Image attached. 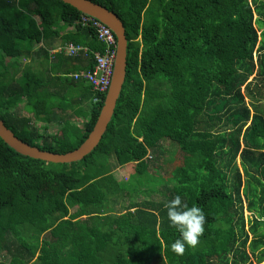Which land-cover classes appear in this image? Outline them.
<instances>
[{"label": "trees", "instance_id": "1", "mask_svg": "<svg viewBox=\"0 0 264 264\" xmlns=\"http://www.w3.org/2000/svg\"><path fill=\"white\" fill-rule=\"evenodd\" d=\"M91 1L123 23L122 88L100 141L81 160L30 158L0 138V264L260 263L264 0ZM82 14L61 0H0V119L22 141L52 153L79 146L105 96L94 102L90 84L68 75L83 57L91 67L93 52L102 49ZM64 25L74 31L60 34ZM69 41L89 51L49 53L52 43ZM22 57L30 58L20 63ZM53 70L71 84L60 88ZM67 88L66 103L55 98ZM68 109L84 117L81 125L61 114ZM39 119L58 121L59 132L34 124ZM127 163L146 181L157 180L151 192L161 186L158 199L134 200L128 182L114 178L112 167ZM241 186L246 209L256 212L248 230ZM125 194L131 200L120 204ZM177 195L205 216L197 245H185L180 255L171 250L180 234L164 207Z\"/></svg>", "mask_w": 264, "mask_h": 264}, {"label": "water", "instance_id": "2", "mask_svg": "<svg viewBox=\"0 0 264 264\" xmlns=\"http://www.w3.org/2000/svg\"><path fill=\"white\" fill-rule=\"evenodd\" d=\"M61 1L75 7L81 13L94 17L106 24L116 38L117 53L114 61L111 82L106 91L102 106L95 119L93 127L87 134L86 138L76 148L65 153H52L41 150L15 136L0 119V138L7 146L21 155L52 163H70L81 160L97 146L113 114L116 100L124 82L126 68L127 40L123 23L119 16L112 10H109L91 0Z\"/></svg>", "mask_w": 264, "mask_h": 264}, {"label": "rangeland", "instance_id": "3", "mask_svg": "<svg viewBox=\"0 0 264 264\" xmlns=\"http://www.w3.org/2000/svg\"><path fill=\"white\" fill-rule=\"evenodd\" d=\"M56 25H60V21L57 23H55ZM62 30L64 29V27L63 26H61L60 27ZM61 30V31H62ZM60 31V32H61ZM37 45H40V43H38V44H35L34 46V48H36L37 47ZM25 46L26 47H28V44H27V42L25 43ZM31 57V56H30ZM29 57V58H30ZM29 58H26V59H24V57H22L21 58V60H19L20 61V63L21 62H25V61H27ZM54 61V60H53ZM53 61L52 60H48V63L47 62H44V60H43V62H42V64L45 66V67H50V68H53L54 67V64H53ZM38 69H36L37 71L39 70V72H40V75H43L45 72L43 71V70H41L43 67H40V66H38L37 67ZM53 73V74H52ZM51 74H52V76H53V79L55 80V82H57V85L61 88V86H66V85H68V84H71V80H70V78H69V76L67 77V79H69V80H67V81H65V74H63V73H61L59 70H53L52 72H51ZM42 79H47V77H43ZM57 79V80H56ZM51 88H53V87H51ZM57 89H59L58 87H57ZM63 89H65V87L63 88ZM68 91H70V89H66V90H64V91H61V92H57V94H55V98L56 99H63V98H66L65 100H63L64 102L63 103H66L69 99V97L72 95V93H67ZM61 93H62V95H61ZM246 101H248V99L246 98ZM26 102V100L24 99L23 101H22V103H25ZM20 106V108H19V110H20V112L21 113H23V114H25V115H31V113H29V112H27L25 109H24V107H22V104H20L19 105ZM56 110V109H55ZM84 110H85V108H84ZM83 110V111H84ZM73 111H71V109H68V111H66V112H64V113H61L62 115H66L67 117H68V119L72 122V123H76L77 125H81V123H82V121L84 120V117L82 116V115H78V114H73L72 113ZM67 113V114H66ZM85 113V112H84ZM41 115V114H40ZM34 124H36L37 126H39V125H44L45 123H43V121L42 120H35L34 121ZM59 126H61L59 123H58V121H52L50 124H47L46 125V131L47 132H59V130H60V128H59ZM164 145H166V147H167V143L165 144V143H163ZM167 149H169V151L171 152V148L168 146V148ZM168 158H167V156H164V160L163 161H166ZM110 162L111 163H113L114 162V160L113 159H110ZM237 166H238V169L240 170L241 168H240V166H239V164H238V159H237ZM164 164V163H163ZM164 166H166V165H164ZM241 171V170H240ZM111 173H112V175L114 176V178L116 179V180H118V181H123V182H125V183H127V186H129V187H131V189H126V191L128 190V192L129 193H131V195H132V198L134 199V200H140V199H146V198H153V199H158L159 198V190H161L162 189V187L161 186H157L158 187V190H157V192H151L152 191V189H151V187H155L156 186V184L154 185V183H151V182H155L154 180H156L155 178H154V180L153 179H150L149 180V182L148 181H146L145 180V178H143V176L144 175H137L135 172H134V164L133 163H127V164H124V165H122V166H113L112 167V169H111ZM162 175H163V173H161ZM149 176H153V177H156V175H155V172H152V171H150V173H149ZM143 178V179H142ZM159 178V177H158ZM146 179H149V178H146ZM160 179V178H159ZM242 179H244L243 177H242ZM159 181V180H158ZM156 182H157V180H156ZM242 182H243V180H242ZM244 183H245V179H244ZM139 187H142V188H145L146 190H144V191H140V192H136V191H138V189H139ZM248 187H247V185H245V190L247 189ZM133 190H135V191H133ZM243 189H242V186H241V194L243 195L244 194V192L242 191ZM49 191H51V190H49ZM49 191H48V193H49ZM243 192V193H242ZM43 195H46L47 193L46 192H44L43 191V193H42ZM131 200V197L130 196H127L126 194L124 195V197L121 199V200H119V203L120 204H127L129 201ZM246 202H247V200H245V197H244V195H243V217H244V226H245V228L248 230V227L251 225V223H250V220H252V219H254V217H255V213L256 212H250V211H248L247 209H246ZM259 203V202H258ZM257 205H259V204H257ZM258 207H260V205L258 206ZM263 208H264V203H263ZM109 213H113V212H111V211H109ZM262 217V219H264V217L263 216H261ZM258 227V234L260 233V234H263L264 233V228H263V226H262V224L260 223V225L259 226H257ZM247 250H249L248 248H246ZM250 251V250H249ZM152 264H157L156 262H152ZM254 264H258V263H254ZM260 264V263H259Z\"/></svg>", "mask_w": 264, "mask_h": 264}, {"label": "built area", "instance_id": "4", "mask_svg": "<svg viewBox=\"0 0 264 264\" xmlns=\"http://www.w3.org/2000/svg\"><path fill=\"white\" fill-rule=\"evenodd\" d=\"M80 21L82 24L88 25L94 30L96 39L102 43V49L93 52V63L91 67L77 72H71L68 75L74 79H82L90 84L92 90L95 92V96L93 97V101L95 102L99 100L97 94L103 92L106 94L111 82L117 53L116 38L106 24L94 17L82 14ZM87 51H89L87 46L74 44L69 41L56 46L54 49H50L49 53L53 55L58 52L66 56H75L79 52L86 53Z\"/></svg>", "mask_w": 264, "mask_h": 264}, {"label": "clouds", "instance_id": "5", "mask_svg": "<svg viewBox=\"0 0 264 264\" xmlns=\"http://www.w3.org/2000/svg\"><path fill=\"white\" fill-rule=\"evenodd\" d=\"M164 207L170 224L180 234L179 238L170 245L171 250L178 255L183 254L185 245L190 247L197 245L198 238L204 230L205 216L199 207H189L182 203L179 195L173 197Z\"/></svg>", "mask_w": 264, "mask_h": 264}, {"label": "crops", "instance_id": "6", "mask_svg": "<svg viewBox=\"0 0 264 264\" xmlns=\"http://www.w3.org/2000/svg\"><path fill=\"white\" fill-rule=\"evenodd\" d=\"M68 31H74V27L73 26H71V25H64V29L60 32V34H63V33H66V32H68ZM54 41H56V40H54ZM60 44H62V43H57V42H55V43H52V45H54L53 47H51V49L52 48H55L56 46H58V45H60ZM71 65V64H70ZM77 65H78V70H83V69H86V65H87V60L83 57V59H82V61H80L79 63H77ZM88 68V67H87ZM77 70V71H78ZM53 121V120H52ZM51 121V122H52ZM55 121V120H54ZM51 122H48V123H46V122H43V123H45L44 125H39V127H45L46 128V125L47 124H50ZM59 123V122H58ZM60 124V123H59ZM61 125V124H60ZM61 126H59V128H60ZM49 133H54L53 131L52 132H49ZM250 238H251V235L249 234V240H250ZM248 252H249V250H247ZM259 264V263H258ZM260 264H264V260H262L261 262H260Z\"/></svg>", "mask_w": 264, "mask_h": 264}]
</instances>
